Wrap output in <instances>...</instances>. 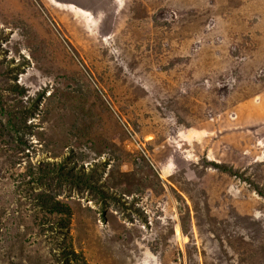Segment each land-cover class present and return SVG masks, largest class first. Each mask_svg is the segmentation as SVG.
Masks as SVG:
<instances>
[{
    "label": "rangeland",
    "instance_id": "1",
    "mask_svg": "<svg viewBox=\"0 0 264 264\" xmlns=\"http://www.w3.org/2000/svg\"><path fill=\"white\" fill-rule=\"evenodd\" d=\"M123 4L0 0V264H264V0Z\"/></svg>",
    "mask_w": 264,
    "mask_h": 264
},
{
    "label": "trees",
    "instance_id": "2",
    "mask_svg": "<svg viewBox=\"0 0 264 264\" xmlns=\"http://www.w3.org/2000/svg\"><path fill=\"white\" fill-rule=\"evenodd\" d=\"M48 165V166H58L61 164L58 163H52V162H46L44 163V165ZM217 166H220L219 164H217ZM224 169H227L226 167H224ZM38 200L42 201V207H44L45 209H48L50 211H57V212H64L67 214L71 213V207L69 204L62 202L61 200L56 199L55 197L48 195L45 192H40L37 194ZM50 198V199H48ZM74 256L77 255V253L73 254Z\"/></svg>",
    "mask_w": 264,
    "mask_h": 264
},
{
    "label": "crops",
    "instance_id": "3",
    "mask_svg": "<svg viewBox=\"0 0 264 264\" xmlns=\"http://www.w3.org/2000/svg\"><path fill=\"white\" fill-rule=\"evenodd\" d=\"M125 0H115V6H116V10L117 12L120 10V8L122 7V4L124 3ZM124 5V4H123Z\"/></svg>",
    "mask_w": 264,
    "mask_h": 264
}]
</instances>
